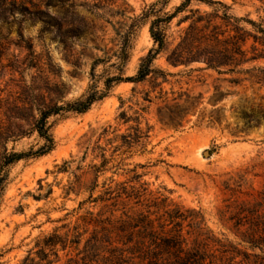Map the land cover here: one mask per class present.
Returning <instances> with one entry per match:
<instances>
[{"label":"rangeland","instance_id":"rangeland-1","mask_svg":"<svg viewBox=\"0 0 264 264\" xmlns=\"http://www.w3.org/2000/svg\"><path fill=\"white\" fill-rule=\"evenodd\" d=\"M8 1L35 12V20L18 12L0 17V169L6 150L25 153L44 146L33 133L39 109L84 98L94 83L93 70L99 89L122 71L125 78L137 76L142 60L157 49L152 23L175 14L186 0ZM213 1L228 6L234 18L259 21L264 16L258 1ZM217 8L194 1L162 24L167 47L155 69L166 79L155 73L142 83H122L88 113L52 118L54 150L2 171L8 180L0 206V264H21L35 254L40 240L55 231L65 235L82 224L87 212L110 217L113 209L103 210L101 204L80 205L120 184H146L154 194L200 212L217 236L235 240L219 221L220 187L228 174L264 173V124L231 135L244 128L238 111L264 107V91L249 82L234 85L238 77L218 75L204 65L174 68L166 61L191 25L187 18L196 11L214 14ZM186 95L199 99L197 115H188L177 128L166 127L161 115L183 105ZM23 102L35 103L33 116L17 110ZM215 109L225 110L223 126L201 125L199 116ZM253 180L257 187L262 182Z\"/></svg>","mask_w":264,"mask_h":264},{"label":"trees","instance_id":"trees-1","mask_svg":"<svg viewBox=\"0 0 264 264\" xmlns=\"http://www.w3.org/2000/svg\"><path fill=\"white\" fill-rule=\"evenodd\" d=\"M194 1L218 8L214 14L203 15L196 11L193 18H187L192 21L191 25L167 54V63L174 68L204 65L206 70L218 75L238 77L232 80L234 85L249 82L264 91V16L259 21L238 19L230 16V8L221 2L186 0L175 14L152 23L150 34L157 49L151 50L142 60L137 76L125 78L122 71L118 76L107 78L104 88L99 89L93 70L94 83L84 98L39 109L33 133L44 141V146L25 153L6 150L0 169V206L8 180L2 171L23 160L44 157L54 150L52 118L84 115L122 83H142L155 73L166 79L165 72L155 69V62L167 47V34L162 24L171 23ZM254 1L262 4L264 12V0ZM16 12L35 20V12L0 0V17L6 20ZM121 59L124 65L128 62L126 55ZM217 104L215 102L214 106ZM199 105L198 98L186 95L184 104L161 115V121L166 127L177 128L188 115H197ZM17 108L31 116L35 113L34 102H23ZM237 114L244 121V128L231 131L233 137L264 124L261 105L249 106ZM199 118L200 124L208 127H222L227 120L224 109L212 110L209 115L203 112ZM17 119L26 121L27 117L19 115ZM26 136L22 134L21 137ZM254 171L246 169L228 174L220 187L223 200L218 210L219 221L229 226L235 240L217 236L200 212L174 204L159 193L154 194L146 184L139 187L120 184L106 189L104 195L96 199L91 196L80 205L82 209L86 204H101L103 210L113 209L110 217L104 218L103 211L98 215L87 212L81 219L82 224L69 229L65 235L55 231L40 240L35 254L30 253L21 264H59L61 254H66L64 264H264V173L259 175ZM257 178L262 179L258 187L253 180ZM120 207L122 215L117 218L115 213Z\"/></svg>","mask_w":264,"mask_h":264},{"label":"water","instance_id":"water-1","mask_svg":"<svg viewBox=\"0 0 264 264\" xmlns=\"http://www.w3.org/2000/svg\"><path fill=\"white\" fill-rule=\"evenodd\" d=\"M205 156H211L209 152H206L205 153Z\"/></svg>","mask_w":264,"mask_h":264}]
</instances>
